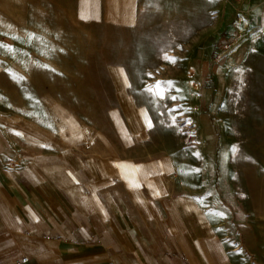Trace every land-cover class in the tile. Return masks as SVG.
Segmentation results:
<instances>
[{"label": "rangeland", "instance_id": "obj_1", "mask_svg": "<svg viewBox=\"0 0 264 264\" xmlns=\"http://www.w3.org/2000/svg\"><path fill=\"white\" fill-rule=\"evenodd\" d=\"M124 3L116 22L106 0H0V127L74 142L127 113L147 157L194 167L200 200L259 196L264 0Z\"/></svg>", "mask_w": 264, "mask_h": 264}, {"label": "crops", "instance_id": "obj_2", "mask_svg": "<svg viewBox=\"0 0 264 264\" xmlns=\"http://www.w3.org/2000/svg\"><path fill=\"white\" fill-rule=\"evenodd\" d=\"M130 117L74 142L0 127V264H264V189L200 200L194 167L147 157Z\"/></svg>", "mask_w": 264, "mask_h": 264}, {"label": "snow or ice", "instance_id": "obj_3", "mask_svg": "<svg viewBox=\"0 0 264 264\" xmlns=\"http://www.w3.org/2000/svg\"><path fill=\"white\" fill-rule=\"evenodd\" d=\"M0 48H5V49H7L9 51H13V52L15 51V50L11 49L10 46H6V45H0ZM19 79H23V77H20ZM168 84L170 86L171 85V82H168ZM156 88L157 89H160L161 88V82H158L157 83ZM158 94L163 98V91H160ZM173 99H175V97H173ZM148 126L151 127V123L150 122L148 123ZM134 186L138 187L139 185H134Z\"/></svg>", "mask_w": 264, "mask_h": 264}, {"label": "built area", "instance_id": "obj_4", "mask_svg": "<svg viewBox=\"0 0 264 264\" xmlns=\"http://www.w3.org/2000/svg\"><path fill=\"white\" fill-rule=\"evenodd\" d=\"M236 2H242L243 0H235ZM25 262V259H23V261H21L19 264Z\"/></svg>", "mask_w": 264, "mask_h": 264}]
</instances>
